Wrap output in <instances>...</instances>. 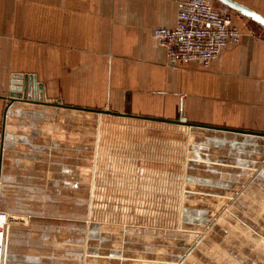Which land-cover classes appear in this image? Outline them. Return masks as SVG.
<instances>
[{"label": "crops", "instance_id": "0c3cea01", "mask_svg": "<svg viewBox=\"0 0 264 264\" xmlns=\"http://www.w3.org/2000/svg\"><path fill=\"white\" fill-rule=\"evenodd\" d=\"M179 1L0 0V211L24 220L1 264H172L181 252L167 226L121 237L89 220V118L110 136L99 183L175 184L182 201L190 183V255L206 240L223 259L211 263H264V137L213 128L264 132V26L230 7L240 43L208 67L172 63L154 29L176 26ZM236 1L264 17V0ZM15 73L37 75L51 104L9 105ZM181 117L210 127L159 120Z\"/></svg>", "mask_w": 264, "mask_h": 264}, {"label": "rangeland", "instance_id": "374dc122", "mask_svg": "<svg viewBox=\"0 0 264 264\" xmlns=\"http://www.w3.org/2000/svg\"><path fill=\"white\" fill-rule=\"evenodd\" d=\"M89 117H95V114H88ZM106 117V116H105ZM101 127L100 120L89 118L88 120V153H87V174L88 179L83 189L87 193V205L89 220H95L98 216L106 224H119L120 236L122 237V229L130 228L131 233L145 236L146 225H163L167 226L169 244H179L181 240L186 238L192 239L191 223H183L179 226V208L182 201L180 193L176 196V185H141V184H112L107 182L99 183V175L102 170L103 152L101 145L110 143V136L104 137L103 134L96 135V129ZM99 132V131H98ZM99 145V146H98ZM106 171V168L103 169ZM107 172V171H106ZM162 187L166 192L164 200L155 199L156 197H149V188ZM179 189V188H178ZM188 191H191V184H184V199L182 203L184 207L189 208L192 204L191 194L188 197ZM181 192V191H180ZM156 193V192H155ZM160 207L167 208L166 214H159ZM91 212V217H90ZM97 215V216H96ZM24 223V221H23ZM126 226V227H125ZM180 227V228H179ZM10 230V229H9ZM6 238L8 239V232ZM177 234V239L173 237ZM181 234L183 237H181ZM201 251V252H200ZM212 251V250H211ZM171 252V248H169ZM183 264H215L214 260L222 261V256H214L210 253L207 247V241L201 245L191 255L187 254ZM209 259L213 260L212 263ZM2 262H0L1 264ZM143 264V263H138ZM147 264V263H145ZM182 264V263H181ZM224 264V263H220Z\"/></svg>", "mask_w": 264, "mask_h": 264}, {"label": "built area", "instance_id": "2783aa9c", "mask_svg": "<svg viewBox=\"0 0 264 264\" xmlns=\"http://www.w3.org/2000/svg\"><path fill=\"white\" fill-rule=\"evenodd\" d=\"M228 5L215 0H181L177 24L156 27L154 35L166 48L172 63H200L208 67L229 43H240L242 33L234 25L238 16ZM24 220L0 211V262L4 259L7 231Z\"/></svg>", "mask_w": 264, "mask_h": 264}, {"label": "water", "instance_id": "95a60500", "mask_svg": "<svg viewBox=\"0 0 264 264\" xmlns=\"http://www.w3.org/2000/svg\"><path fill=\"white\" fill-rule=\"evenodd\" d=\"M221 3L228 5L232 9L238 11V13L242 15L249 16L253 18L255 21L259 22L264 26V17L254 11L253 9H250L248 6L236 1V0H219ZM9 105H12L16 101H22V102H30V103H38V104H51L47 103L45 101V89L44 84L38 80L37 75L33 74H25V73H15L12 76L11 81V87L8 95ZM90 112H96V113H106V114H115L119 115L122 113H116L109 110H97V109H83ZM133 116V115H132ZM145 118H152V117H145ZM166 122H173L177 124H182L186 127L192 128V127H204L209 128L210 126L207 125H200L195 124L187 121L185 117H181L178 120L172 121L167 119H159ZM213 128H219L221 130H227L232 132H238L246 135H255L264 137V132H254V131H247V130H240V129H229V128H221V127H213ZM3 150V146H2ZM3 154V152H1ZM2 158V155H1ZM191 191H188V197L190 196ZM190 210L187 208V206L184 207V219L183 221L185 223H189L191 221L190 217L187 215L189 214ZM181 237L182 234H181ZM181 252L178 253V255L172 257V264H179L185 261V257L187 254H190L192 252L191 248V241L190 238H186L180 242ZM264 264V263H263Z\"/></svg>", "mask_w": 264, "mask_h": 264}, {"label": "bare ground", "instance_id": "6f19581e", "mask_svg": "<svg viewBox=\"0 0 264 264\" xmlns=\"http://www.w3.org/2000/svg\"><path fill=\"white\" fill-rule=\"evenodd\" d=\"M6 239H7V238H6ZM6 249H7V245H6ZM6 249H4V254H5V252H6ZM1 262H3V260H2Z\"/></svg>", "mask_w": 264, "mask_h": 264}]
</instances>
